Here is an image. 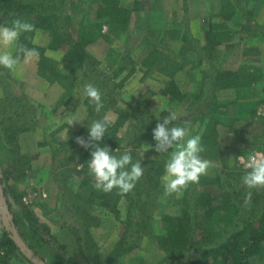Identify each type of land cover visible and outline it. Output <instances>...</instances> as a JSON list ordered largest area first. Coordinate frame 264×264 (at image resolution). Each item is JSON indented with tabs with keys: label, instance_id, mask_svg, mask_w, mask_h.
Masks as SVG:
<instances>
[{
	"label": "rangeland",
	"instance_id": "374dc122",
	"mask_svg": "<svg viewBox=\"0 0 264 264\" xmlns=\"http://www.w3.org/2000/svg\"><path fill=\"white\" fill-rule=\"evenodd\" d=\"M14 4L48 10L55 15L61 33L74 40L86 29L82 48L97 68L90 69L88 75L77 69L73 75L70 72L72 83L62 79L68 89L65 99L81 105L73 108L74 113L69 109L75 105H63L52 119L50 111L33 100L53 99L55 94L40 92L37 82L56 85L62 91L61 98L65 92L58 83L49 84L38 75L39 58L28 63L21 59L15 72L0 67V180L8 191V198L3 197L0 187V212L5 211V219L0 214V240L6 233L3 222L13 225L7 203L17 214L26 208L49 251L65 257L70 264H109L106 257L120 237L126 244L116 264H189L206 249L221 246L233 231L264 227L257 223L264 219V188L251 190L252 199L246 205L249 190L242 184L249 154L264 158V0H0V25H11L17 18L31 23L34 30L23 33L19 43L40 51L49 45L48 33L37 27L34 16L18 17L8 12L7 5ZM105 5L111 10L119 5L125 16L129 14L127 26L110 24L101 10ZM209 29L223 32L226 42L210 48L205 39ZM5 50L15 55L14 48ZM66 50L60 47L44 54L65 77L71 69L62 60ZM107 50L119 54L110 70L105 69L103 61ZM153 50L177 61L180 71L167 78L151 69L116 89L128 70L141 69V61ZM216 69L234 71L239 79L236 88L211 87L210 73ZM169 82L167 93L164 89ZM89 83L100 89L102 97L110 98L106 99L108 104L115 102L116 108L129 116L118 134L125 138L124 145L129 144L128 138L142 117L150 125V135L139 141L136 150L140 163L152 162L145 164L144 170L149 166L164 170L170 158V152L154 151L152 132L171 109L179 115L174 124H189L185 141L201 136L205 151L200 155L211 161L207 174L182 194L169 196L163 191L155 200L150 196L131 209L119 198L117 216L101 207L95 188L98 195L89 198L88 192L79 188L78 161L70 160L74 145H69L73 137L69 129L82 128L86 121L83 89ZM69 117L78 123L68 126ZM87 177L94 184L89 174ZM142 179L137 183L146 182ZM161 186L164 189L162 181ZM199 195L217 199L212 206L220 209L215 214L216 223L207 225L206 234L198 231L200 203L194 208L184 201H194ZM183 211L193 232L185 251L172 255L162 241L161 221ZM196 213L199 219H195ZM6 250L0 248V264H22L20 257L4 256ZM255 264H264V252Z\"/></svg>",
	"mask_w": 264,
	"mask_h": 264
},
{
	"label": "trees",
	"instance_id": "16d2710c",
	"mask_svg": "<svg viewBox=\"0 0 264 264\" xmlns=\"http://www.w3.org/2000/svg\"><path fill=\"white\" fill-rule=\"evenodd\" d=\"M12 5V4H11ZM7 5L9 11L15 14L16 16H21L23 14H27L28 16H34L38 21L37 27L42 28L44 31L48 33L49 36V45L46 49L40 50V56L38 61V75L47 81L49 84L58 83L64 89L62 98L59 102V106H63L66 104V95L67 90L66 86L62 83V79L68 78L70 83H72V77L70 76V72L73 73L75 70H81L82 72L88 75L89 70L92 68H97V64L92 63L90 57L85 54L83 50V45H85L86 38V29L82 30V34H79V37L76 39H72L71 37H67L64 33H61L60 29L57 26V23L54 20L55 15L53 13H49L48 10L44 11L41 6L36 5H22V4H14ZM106 8V5L101 9L104 11L105 17L109 18L113 26H127V21L129 19V14L127 16L122 8L118 5L116 9L114 8ZM100 10V9H99ZM101 17L100 12L98 11L97 16ZM98 18V17H97ZM51 19L53 22H51ZM99 19V18H98ZM100 30V28H99ZM205 39L207 45L209 47L214 48L219 44H223L226 42L227 38L223 32L213 33L211 29L206 31ZM108 42V39H105ZM73 43V44H71ZM60 47H66L67 50L62 56V60L70 66V71H68L69 76H62V72L60 69L58 70L56 64L51 60L45 57L46 50L56 51L60 49ZM69 47V48H68ZM114 57H119V54L113 50H107L104 55L103 61L105 62V69L110 70L116 65L117 61H114ZM54 64V66H53ZM140 67L143 70L149 73L151 69L158 74L166 76L167 78H172L177 72L180 71L181 66L177 61H173L167 56H162L158 51L153 50L148 53L143 60L141 61ZM135 73V68L132 67L128 70L125 77L116 85V89H121L125 82ZM210 78L212 79L211 87L216 90H224L228 88H236L238 85L239 79L234 71H219L214 70L210 73ZM171 87V82L166 83L165 91L169 92ZM104 92V91H103ZM102 96L104 94L102 93ZM106 99H110L108 97H102V102L104 104V108L101 112L97 113L94 111V106L88 102V99L84 101L87 108V117L82 128L73 135L72 140L69 142V145L73 144L74 147L71 150L70 160H77L78 169H76L77 174L80 175L81 182L79 184V188L85 190L89 194V198L96 197L94 184L91 183V180L87 177L89 174L88 169V161L91 159L90 152L91 148L85 149L79 146L75 140L76 137H84L87 141L88 139V127L94 120L102 119L107 110L111 109L117 114V121L108 126V129L103 137V140L99 142L101 147L108 146L114 155L119 157L124 154L126 151L131 152L133 162L138 161V154L136 150L138 148L139 141L144 140L150 133L148 132V128L150 129V125H146L145 118L142 117L140 122L135 126V133L131 137H129V144L124 145L125 138L119 136V130L124 127L125 122L128 120L129 116L126 112L120 111L116 108V103L111 101L108 104ZM184 99V98H183ZM180 100V99H178ZM140 130L139 133L137 130ZM207 135L202 134V137H206ZM204 139V138H203ZM152 162L145 161L141 163L142 167L145 164H150ZM149 169H145L143 171V179L142 182L146 181L143 184L136 183L135 188L132 192L127 195H119L118 190H113L111 193H103L97 191L99 193L98 197L101 200V207L109 209L113 215H118L117 210V200L119 198H123L129 206V209L134 207L136 204H139L143 200H147L150 196L155 200L158 196H160L164 189L161 186L160 176L164 172L163 169H160L159 166H149ZM2 181L0 180V187L3 192V197L6 196L8 198V191ZM145 185V186H144ZM149 186V188H148ZM153 190V191H151ZM89 202H92V199H89ZM196 200V201H195ZM194 201L191 199H187L184 201L186 205H193L194 208L196 203H200L198 205L199 213L202 212V221H198V231L202 234L209 233L208 224H215L216 217L215 214L220 209H215L212 206L213 202H217V199L211 198L209 195H199ZM10 209V212L13 214V226L17 232L18 237L24 243L25 247L31 251L35 258L40 260L44 264H70L65 257L58 255L57 253H53L49 251L47 247V243L42 237L36 233L34 229L35 220L30 212L23 208L20 214H17L12 209L10 203H7ZM199 213L194 215L195 219H199ZM214 216V217H212ZM163 224L164 230V241L167 246V252L175 255L177 252H184L187 244L189 243V236L191 238L193 228L187 227L190 223L189 217L185 215L183 211L178 216H165L161 221ZM258 224H264V219L262 218L257 222ZM4 228L5 236L0 240V248L5 247L7 250L4 253V256H8L13 254L14 257H20V263L22 264H35L30 258H28L24 252L17 247L14 242L10 238L9 228ZM206 236H209L208 234ZM263 242H264V227H261L254 231H249L247 228L242 229L240 231H233L228 239L218 248L215 249H206L202 255L192 260L189 264H255L257 260L260 259L261 253H263ZM122 239L120 237L119 240L115 242L112 246L111 251L109 252L107 261L109 264H116L117 258L122 254L123 251ZM128 251V250H127ZM221 257L219 260L218 258Z\"/></svg>",
	"mask_w": 264,
	"mask_h": 264
},
{
	"label": "clouds",
	"instance_id": "9594fccd",
	"mask_svg": "<svg viewBox=\"0 0 264 264\" xmlns=\"http://www.w3.org/2000/svg\"><path fill=\"white\" fill-rule=\"evenodd\" d=\"M33 30L31 23L20 18L14 20L11 25H0V67L15 72L21 59L28 63L39 58L40 52L36 48H28L19 43L23 33ZM13 48L15 55L13 51L5 50ZM83 95L94 106L95 112H101L104 104L98 87L91 83L86 84ZM167 113L168 115L156 124L152 136L155 152H170L161 181L165 194L171 196L182 194L191 184L199 183L200 177L207 174L211 161L200 155L205 151L201 136L195 135L185 141L188 136V122L185 121L184 126L176 125L174 122L179 119L177 111L170 109ZM66 122L68 126L78 123L71 117L66 118ZM110 123L109 114H105L102 119L94 120L88 127L87 141L84 137H76L75 142L86 150L92 149L91 159L87 164L89 175L94 179V188L105 194L115 189L123 196L133 191L136 183L142 178L144 169L139 161L133 162L130 150L117 157L108 146H100L99 142L103 140ZM173 149L175 150L172 151ZM246 167L248 171L242 176V184L249 190L245 198L247 205L252 199L251 190L264 188V158H258L256 153H251Z\"/></svg>",
	"mask_w": 264,
	"mask_h": 264
},
{
	"label": "crops",
	"instance_id": "0c3cea01",
	"mask_svg": "<svg viewBox=\"0 0 264 264\" xmlns=\"http://www.w3.org/2000/svg\"><path fill=\"white\" fill-rule=\"evenodd\" d=\"M141 68V67H140ZM142 71V72H141ZM145 74V71L143 70V68H141V69H135V73L128 79V80H131L133 77H137L138 75L140 76V74L142 75V74ZM158 74V73H157ZM160 75V74H159ZM139 76H138V78H139ZM162 77H163V75H162ZM143 78V77H142ZM127 80V81H128ZM37 86H39V90H40V92H42V91H53L54 92V94H55V97L53 98V99H43V98H41V99H34L33 100V102H35V103H37V102H40V104H41V106L43 107V108H45V109H47V110H49L50 111V113H51V115H52V119H55L56 118V116H57V114H58V112H59V108H61V107H64V106H59V102H60V100H61V94H62V91L61 90H59V87H57L56 85H52V87H51V85H47L45 82H43V81H41V80H39L38 82H37ZM37 101V102H36ZM70 105H75V106H73L71 109H69V111H71V113H74V107H76V105L77 106H79V105H81V103L80 102H78L77 104H76V102H72V100H66V104H65V106H67V107H69ZM106 114H109V117H110V120H111V123H110V125H112V124H114L116 121H117V114L113 111H108ZM86 116V115H85ZM84 120H85V118H84ZM73 126V125H72ZM81 129V127L79 128V129H69V130H71L70 132H71V135L73 134H75V133H77L79 130ZM73 131V132H72ZM72 135V136H73Z\"/></svg>",
	"mask_w": 264,
	"mask_h": 264
},
{
	"label": "water",
	"instance_id": "95a60500",
	"mask_svg": "<svg viewBox=\"0 0 264 264\" xmlns=\"http://www.w3.org/2000/svg\"><path fill=\"white\" fill-rule=\"evenodd\" d=\"M0 214H1L2 218L5 219V211H1ZM3 224H4V227H5V228H10V232H11V234H10V238H11V240L14 242V244H15L17 247L20 248V250H21L22 252L25 253V255H26L28 258H30L35 264H44V263H42L40 260H38L37 258H35L34 255L31 253V251L28 250V249L25 247L24 243H23V242L20 240V238L18 237L17 232H16V230H15V228H14V226H13L12 224H8L7 222H5V223L3 222ZM9 225H10V227H9Z\"/></svg>",
	"mask_w": 264,
	"mask_h": 264
}]
</instances>
